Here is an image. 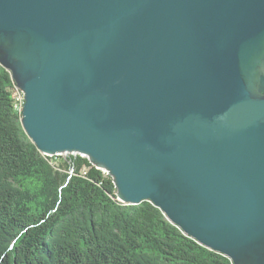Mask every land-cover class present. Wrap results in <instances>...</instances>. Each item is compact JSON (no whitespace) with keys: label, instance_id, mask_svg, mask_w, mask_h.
<instances>
[{"label":"water","instance_id":"obj_1","mask_svg":"<svg viewBox=\"0 0 264 264\" xmlns=\"http://www.w3.org/2000/svg\"><path fill=\"white\" fill-rule=\"evenodd\" d=\"M0 63L40 151L264 264V0H0Z\"/></svg>","mask_w":264,"mask_h":264},{"label":"trees","instance_id":"obj_2","mask_svg":"<svg viewBox=\"0 0 264 264\" xmlns=\"http://www.w3.org/2000/svg\"><path fill=\"white\" fill-rule=\"evenodd\" d=\"M18 86L0 63V264H234L152 201H121L87 156L40 151L22 125Z\"/></svg>","mask_w":264,"mask_h":264},{"label":"built area","instance_id":"obj_3","mask_svg":"<svg viewBox=\"0 0 264 264\" xmlns=\"http://www.w3.org/2000/svg\"><path fill=\"white\" fill-rule=\"evenodd\" d=\"M17 100L19 102V108L23 113L24 104H25V93L22 88H21V92H17Z\"/></svg>","mask_w":264,"mask_h":264},{"label":"rangeland","instance_id":"obj_4","mask_svg":"<svg viewBox=\"0 0 264 264\" xmlns=\"http://www.w3.org/2000/svg\"><path fill=\"white\" fill-rule=\"evenodd\" d=\"M69 154L71 153H62V154H59V155H54V159H56V161H59L61 158H66Z\"/></svg>","mask_w":264,"mask_h":264},{"label":"bare ground","instance_id":"obj_5","mask_svg":"<svg viewBox=\"0 0 264 264\" xmlns=\"http://www.w3.org/2000/svg\"><path fill=\"white\" fill-rule=\"evenodd\" d=\"M18 88L20 89V91H21V86H18ZM19 103V102H18ZM16 106H17V109H19L20 110V108H19V104H16ZM21 111V110H20ZM22 112V111H21Z\"/></svg>","mask_w":264,"mask_h":264}]
</instances>
